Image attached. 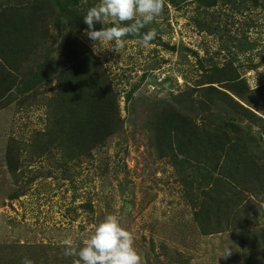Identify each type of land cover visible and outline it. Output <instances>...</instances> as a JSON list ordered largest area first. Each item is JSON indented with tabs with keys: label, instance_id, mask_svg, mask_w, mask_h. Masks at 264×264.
<instances>
[{
	"label": "rangeland",
	"instance_id": "obj_1",
	"mask_svg": "<svg viewBox=\"0 0 264 264\" xmlns=\"http://www.w3.org/2000/svg\"><path fill=\"white\" fill-rule=\"evenodd\" d=\"M98 3L0 0V264H75L63 241L109 214L141 264H264V0H165L148 47L96 55ZM70 56L112 100L87 138L84 100L73 121L61 103Z\"/></svg>",
	"mask_w": 264,
	"mask_h": 264
},
{
	"label": "clouds",
	"instance_id": "obj_2",
	"mask_svg": "<svg viewBox=\"0 0 264 264\" xmlns=\"http://www.w3.org/2000/svg\"><path fill=\"white\" fill-rule=\"evenodd\" d=\"M164 8L165 0H99L84 16L88 25L84 34L92 41L96 55L105 50L122 53L124 37L129 35L138 37L140 45L148 47L157 35L156 29L143 35L141 29L161 17ZM96 23L103 25L101 30L95 29ZM63 244L65 256L78 257L75 264H141L132 231L126 229L115 214L107 215L95 226L93 233L83 240V247L76 246L71 237ZM231 254L228 248L221 256L228 259ZM22 264H33V261L25 258Z\"/></svg>",
	"mask_w": 264,
	"mask_h": 264
},
{
	"label": "trees",
	"instance_id": "obj_3",
	"mask_svg": "<svg viewBox=\"0 0 264 264\" xmlns=\"http://www.w3.org/2000/svg\"><path fill=\"white\" fill-rule=\"evenodd\" d=\"M80 27L85 26L80 24ZM67 46L69 47V45ZM20 50L19 48L18 54ZM16 55V53L13 54L14 59ZM78 59L74 56L68 58V67L63 75L62 87L59 93L61 103L66 105L69 121L74 120L73 106L75 98L79 97L84 100L82 104H85L86 108L82 110L81 122L84 128L83 136L87 138L91 137L93 133L92 129L95 128L93 123L95 121L109 120L111 123L114 121L110 111L112 109V100L108 101L110 94L106 89H101L100 82L95 78L96 65L94 64V59L91 56ZM88 99L91 101L89 104L87 103ZM100 102H102L101 108L99 107ZM53 113H55V110Z\"/></svg>",
	"mask_w": 264,
	"mask_h": 264
}]
</instances>
